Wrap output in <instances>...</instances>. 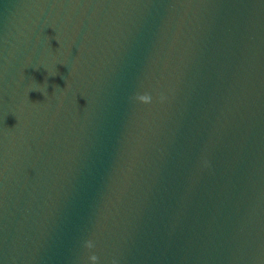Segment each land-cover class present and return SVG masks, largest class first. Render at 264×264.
<instances>
[{
	"label": "water",
	"instance_id": "water-1",
	"mask_svg": "<svg viewBox=\"0 0 264 264\" xmlns=\"http://www.w3.org/2000/svg\"><path fill=\"white\" fill-rule=\"evenodd\" d=\"M0 264H264V0H0Z\"/></svg>",
	"mask_w": 264,
	"mask_h": 264
}]
</instances>
